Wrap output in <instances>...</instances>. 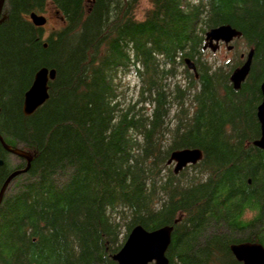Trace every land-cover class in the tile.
<instances>
[{
	"label": "trees",
	"instance_id": "obj_1",
	"mask_svg": "<svg viewBox=\"0 0 264 264\" xmlns=\"http://www.w3.org/2000/svg\"><path fill=\"white\" fill-rule=\"evenodd\" d=\"M149 1L136 20L138 0H4L0 137L31 161L0 202V264H117L135 226L172 227L168 264H240L231 245L264 249V149L252 146L264 0ZM30 13L59 26L35 27ZM220 25L253 50L238 90L241 53L225 68L203 59V34ZM42 67L55 71L47 99L24 116ZM185 148L201 159L174 174L166 161ZM0 162V187L25 165L1 145Z\"/></svg>",
	"mask_w": 264,
	"mask_h": 264
},
{
	"label": "water",
	"instance_id": "obj_2",
	"mask_svg": "<svg viewBox=\"0 0 264 264\" xmlns=\"http://www.w3.org/2000/svg\"><path fill=\"white\" fill-rule=\"evenodd\" d=\"M4 0H0V15ZM4 16L0 18V22L4 20ZM29 21L35 27H43L46 19L42 15L30 13ZM240 37V32L231 28L229 25H220L215 28L208 29L204 33V43L202 50L208 49L214 53L218 49V43L224 44L227 50L231 49L228 43ZM253 50L250 49L246 53L244 62L229 75V82L234 90H238L240 84L244 81L248 74ZM243 55H241L242 57ZM185 68L191 71L196 78V72L193 63L185 58L183 60ZM55 76L53 69L39 68L35 73L32 83L23 95L22 113L24 116L31 115L38 107H40L47 99L48 82L52 81ZM261 94L260 103L256 107V119L259 125V137L252 142V146L264 149V79L259 85ZM0 145L2 149L12 156L19 157L25 161L22 169L11 172L0 187V200L2 198L5 187L17 175L25 173L31 161L28 153L7 146L0 137ZM201 159V152L198 149H180L172 151L166 161L167 165L172 166V171L177 174L187 165H194ZM1 165V162H0ZM176 218L173 224L178 222ZM172 227L163 226L152 231H147L140 226L133 227L118 252L113 255L112 259L117 264H168L165 257V251L170 242ZM231 254L240 264H264V249L257 243H239L229 247Z\"/></svg>",
	"mask_w": 264,
	"mask_h": 264
},
{
	"label": "rangeland",
	"instance_id": "obj_3",
	"mask_svg": "<svg viewBox=\"0 0 264 264\" xmlns=\"http://www.w3.org/2000/svg\"><path fill=\"white\" fill-rule=\"evenodd\" d=\"M150 8V1L149 0H138L135 9L133 11L134 18L136 20H142L144 14L146 11ZM45 17V16H44ZM46 18L45 28L48 30L52 27H58L59 23L58 20L55 19L54 16L48 15ZM243 42L236 41L234 45H236V49H233L232 51H226L224 48H221L220 50H217L215 53H211L210 51L204 52L203 59L210 65H212L215 68L223 67L225 68V65L227 63H230L231 60H234L236 54L243 53L247 51L242 46ZM122 81L124 83H128L129 89H131L134 86V79L130 77L123 78ZM13 163H16V159H11Z\"/></svg>",
	"mask_w": 264,
	"mask_h": 264
},
{
	"label": "flooded vegetation",
	"instance_id": "obj_4",
	"mask_svg": "<svg viewBox=\"0 0 264 264\" xmlns=\"http://www.w3.org/2000/svg\"><path fill=\"white\" fill-rule=\"evenodd\" d=\"M234 40H231L229 43H228V45L229 46H231V49L230 50H227L226 49V47L224 46V44L223 43H221V42H219L218 43V50H220L221 48H224L226 51H232L233 50V47H234ZM202 44H203V41H202ZM203 52H207V50H202ZM239 59H240V61H241V63L244 61V59H245V57H240V54H239ZM240 63V64H241Z\"/></svg>",
	"mask_w": 264,
	"mask_h": 264
},
{
	"label": "bare ground",
	"instance_id": "obj_5",
	"mask_svg": "<svg viewBox=\"0 0 264 264\" xmlns=\"http://www.w3.org/2000/svg\"><path fill=\"white\" fill-rule=\"evenodd\" d=\"M26 172H27V171H26ZM26 172H25V173H26ZM25 173H23V174H25ZM20 175H22V174L17 175L15 178H17V177L20 176ZM15 178H14V179H15ZM12 181H13V180H11L10 183H11ZM10 183H8V184L6 185L5 190H4V192H3V195H4V193H5L7 187L9 186ZM3 195H2V197H3ZM1 200H2V198H1ZM1 200H0V202H1Z\"/></svg>",
	"mask_w": 264,
	"mask_h": 264
}]
</instances>
